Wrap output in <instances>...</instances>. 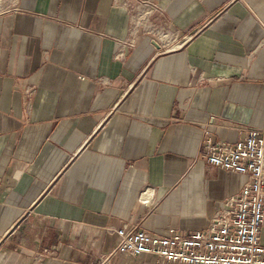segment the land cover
<instances>
[{"label":"crops","instance_id":"1","mask_svg":"<svg viewBox=\"0 0 264 264\" xmlns=\"http://www.w3.org/2000/svg\"><path fill=\"white\" fill-rule=\"evenodd\" d=\"M249 127L264 0H0V264H156L103 260L121 227H208L247 176L205 138Z\"/></svg>","mask_w":264,"mask_h":264},{"label":"built area","instance_id":"2","mask_svg":"<svg viewBox=\"0 0 264 264\" xmlns=\"http://www.w3.org/2000/svg\"><path fill=\"white\" fill-rule=\"evenodd\" d=\"M202 156L207 163L247 176L240 192L225 199L204 229L167 234L118 228L114 252L151 253L156 264H264V128H246L236 142L205 138ZM150 187L141 193L144 201Z\"/></svg>","mask_w":264,"mask_h":264}]
</instances>
